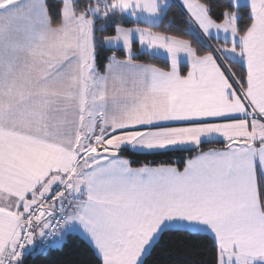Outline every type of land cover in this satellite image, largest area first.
<instances>
[{
	"label": "snow or ice",
	"instance_id": "1",
	"mask_svg": "<svg viewBox=\"0 0 264 264\" xmlns=\"http://www.w3.org/2000/svg\"><path fill=\"white\" fill-rule=\"evenodd\" d=\"M177 5L199 46L168 0H0V264H264V0Z\"/></svg>",
	"mask_w": 264,
	"mask_h": 264
},
{
	"label": "trees",
	"instance_id": "2",
	"mask_svg": "<svg viewBox=\"0 0 264 264\" xmlns=\"http://www.w3.org/2000/svg\"><path fill=\"white\" fill-rule=\"evenodd\" d=\"M170 7L166 10V14L163 15L162 19L156 26L152 27V30L155 32H159L162 34L167 35H177L181 37L182 39H188L193 40L192 34L187 31L188 25L184 22L185 21V15L186 13L184 10H182L178 5L176 0H172L170 2ZM53 6H55V0H53ZM123 20V26L124 27H132V26H143V27H149L148 24L142 22V21H136L128 16H124L122 18ZM97 32L96 36L98 38V42L100 38L104 35H112L114 32L112 31V24L109 23L107 30L104 32L99 31V25L102 23V21L97 20ZM210 43L215 44L216 41L212 40L209 41ZM193 46H199L195 40H193ZM139 49L137 41L134 44V51H137ZM115 52L117 58H122L123 53L122 50L111 48L104 46L102 44L98 43V55H97V65H98V71L103 72L105 70V65L108 63V57L112 55V53ZM137 59L139 62L142 63H150V64H156L159 67H165L166 61L165 58L162 56H152L149 55L147 52H143L138 54ZM222 141H214L212 143H205L203 145L204 149H207L208 147H219L221 146ZM125 156H130L133 160L139 161L140 163L150 161L154 164H160L163 162H172L173 160L177 158H187L191 153L189 152H162V153H154V154H144V153H129L124 152L122 153ZM133 166H138L137 164H133ZM181 168L183 167L182 163L179 165ZM191 244L200 245V247H197L195 251L197 253H200L201 255L198 256L199 259L203 260L205 264H212V257H213V251L211 250L210 244L207 242H204L200 239H193L189 241ZM29 259H32L31 257ZM52 257H48L45 259L43 256H36L34 259V264H51Z\"/></svg>",
	"mask_w": 264,
	"mask_h": 264
},
{
	"label": "rangeland",
	"instance_id": "3",
	"mask_svg": "<svg viewBox=\"0 0 264 264\" xmlns=\"http://www.w3.org/2000/svg\"><path fill=\"white\" fill-rule=\"evenodd\" d=\"M171 1H172V0H168V3L170 4ZM176 1H177V0H176ZM162 17H163V15H162ZM162 17H161V18H162ZM161 18L159 19L158 23L160 22ZM158 23H157V24H158ZM141 27H143V26H141ZM154 32H155V31H154ZM136 41H137L138 46H139V42H138V40H136ZM221 42H222V40H221ZM107 47H109V46H107ZM111 48H112V47H111Z\"/></svg>",
	"mask_w": 264,
	"mask_h": 264
},
{
	"label": "crops",
	"instance_id": "4",
	"mask_svg": "<svg viewBox=\"0 0 264 264\" xmlns=\"http://www.w3.org/2000/svg\"><path fill=\"white\" fill-rule=\"evenodd\" d=\"M162 19V18H161ZM132 27H135V26H132ZM141 27V26H140ZM153 32H154V30H152ZM140 47V46H139ZM163 57V56H162ZM183 66V65H182ZM105 71V70H104ZM103 71V72H104ZM103 72H101V73H103ZM185 72H186V68H185ZM39 243H40V241H39V239L37 240V247L39 246Z\"/></svg>",
	"mask_w": 264,
	"mask_h": 264
}]
</instances>
